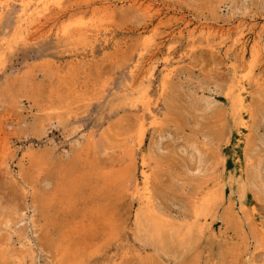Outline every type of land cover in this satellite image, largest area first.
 I'll list each match as a JSON object with an SVG mask.
<instances>
[{
	"label": "rangeland",
	"instance_id": "374dc122",
	"mask_svg": "<svg viewBox=\"0 0 264 264\" xmlns=\"http://www.w3.org/2000/svg\"><path fill=\"white\" fill-rule=\"evenodd\" d=\"M56 1L0 0V264H264V0Z\"/></svg>",
	"mask_w": 264,
	"mask_h": 264
},
{
	"label": "bare ground",
	"instance_id": "6f19581e",
	"mask_svg": "<svg viewBox=\"0 0 264 264\" xmlns=\"http://www.w3.org/2000/svg\"><path fill=\"white\" fill-rule=\"evenodd\" d=\"M40 1L42 3H45V4L49 5V8H50V5L57 4V1L56 0H40ZM57 7H59V6H57ZM49 8L46 7V9H49ZM146 9H149L150 10V8H148V7ZM200 33L202 34V36L204 38H207V39H209L212 36L215 37V38H218V37L220 38L221 36H224L226 33L229 34L230 33V30H228L227 32L226 31L224 32L220 28L208 27L206 29L205 28H202L200 30ZM220 34H221V36H220ZM195 37H196V31L195 32L192 31L189 34V38L193 40ZM236 42H237V44L240 43L241 46H242V35H240V37L237 39ZM253 52L256 55H258V53L261 52V50L259 49V47L257 46V44H256L255 49L253 50ZM168 71L169 72L167 74V77L173 73V70H168ZM252 73H253V70H251L247 75L243 76L242 77L243 78L242 81H240V83H239L240 84V87L237 88V91H236L237 96L235 98V103H237L238 107H240L242 105V101L240 100V97H241L242 93L245 90L244 84L247 83V82H249L251 80ZM232 90H233V88H232ZM229 94H230V92H229ZM195 152L199 153V147L198 148L197 147L195 148ZM247 158L249 159V156H247ZM5 164H7V163H5ZM252 173H253V179H254V181L260 186V188L262 189V191H264V163H262V161H259L258 163H256V165L254 166V170L252 171ZM192 230H193V228H192ZM62 235H64V234H62Z\"/></svg>",
	"mask_w": 264,
	"mask_h": 264
}]
</instances>
